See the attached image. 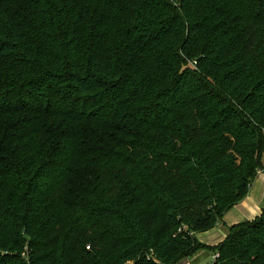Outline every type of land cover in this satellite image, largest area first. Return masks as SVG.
<instances>
[{
	"label": "trees",
	"instance_id": "trees-1",
	"mask_svg": "<svg viewBox=\"0 0 264 264\" xmlns=\"http://www.w3.org/2000/svg\"><path fill=\"white\" fill-rule=\"evenodd\" d=\"M264 0H0V264H264Z\"/></svg>",
	"mask_w": 264,
	"mask_h": 264
},
{
	"label": "crops",
	"instance_id": "crops-1",
	"mask_svg": "<svg viewBox=\"0 0 264 264\" xmlns=\"http://www.w3.org/2000/svg\"><path fill=\"white\" fill-rule=\"evenodd\" d=\"M262 163L263 168L258 171L255 180L249 188L248 194L235 206L229 209L215 227L208 231L197 233V239L199 236H201L202 238H206L209 236H207L206 234L209 233H213V235L217 237L221 231H223V233L220 236L224 235L225 238V236L229 232L228 228L230 226L247 220H253L262 213L264 207V154L262 157ZM211 237L213 238V236ZM222 240L223 239H213L210 244L206 243V241L204 240L203 241L205 242L204 244L213 246L218 244ZM190 258L192 257H187L178 264H191Z\"/></svg>",
	"mask_w": 264,
	"mask_h": 264
},
{
	"label": "rangeland",
	"instance_id": "rangeland-1",
	"mask_svg": "<svg viewBox=\"0 0 264 264\" xmlns=\"http://www.w3.org/2000/svg\"><path fill=\"white\" fill-rule=\"evenodd\" d=\"M222 233H223V231H221L217 237L215 235H213V233H209V234H206L207 236L209 235L208 237L202 238L201 236H199L198 240L202 243H205L204 241H206V243L210 244L213 239H224V235L220 236ZM211 236H213V238ZM210 239H212V240H210ZM214 254H216L214 250L209 249V248H202L201 250H199L198 252H196L195 254L190 256V257H192V258H190V262H191V264H206L211 260V258L213 260ZM181 261H183V259Z\"/></svg>",
	"mask_w": 264,
	"mask_h": 264
},
{
	"label": "built area",
	"instance_id": "built-area-1",
	"mask_svg": "<svg viewBox=\"0 0 264 264\" xmlns=\"http://www.w3.org/2000/svg\"><path fill=\"white\" fill-rule=\"evenodd\" d=\"M218 256H219L218 253L214 254V255H213V260H216V258H217Z\"/></svg>",
	"mask_w": 264,
	"mask_h": 264
}]
</instances>
